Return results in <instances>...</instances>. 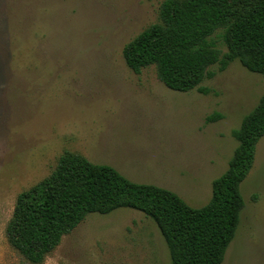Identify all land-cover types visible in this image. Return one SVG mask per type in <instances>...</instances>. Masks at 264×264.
Here are the masks:
<instances>
[{"label":"rangeland","instance_id":"obj_1","mask_svg":"<svg viewBox=\"0 0 264 264\" xmlns=\"http://www.w3.org/2000/svg\"><path fill=\"white\" fill-rule=\"evenodd\" d=\"M0 1V264H32L6 226L17 196L66 151L172 190L194 208L210 201L238 145L231 133L264 93L262 75L234 61L202 82L210 89L202 94L168 88L155 66L133 72L123 48L159 21L164 0ZM214 112L223 118L207 123ZM241 193L245 207L222 264H264V137ZM42 264L172 262L155 222L120 208L88 215Z\"/></svg>","mask_w":264,"mask_h":264},{"label":"trees","instance_id":"obj_2","mask_svg":"<svg viewBox=\"0 0 264 264\" xmlns=\"http://www.w3.org/2000/svg\"><path fill=\"white\" fill-rule=\"evenodd\" d=\"M123 57L136 74L155 66L160 81L179 92L208 94L202 82L234 61L264 77V0H164L159 21L127 43ZM222 118L214 112L206 122ZM231 134L238 145L200 208L172 190L131 181L110 165L66 151L49 176L17 196L8 241L30 263L42 264L88 215L130 208L155 222L172 264H222L245 207L241 184L264 137V93Z\"/></svg>","mask_w":264,"mask_h":264},{"label":"crops","instance_id":"obj_3","mask_svg":"<svg viewBox=\"0 0 264 264\" xmlns=\"http://www.w3.org/2000/svg\"><path fill=\"white\" fill-rule=\"evenodd\" d=\"M4 6H3V2L2 1H0V14L2 15V14H4Z\"/></svg>","mask_w":264,"mask_h":264}]
</instances>
